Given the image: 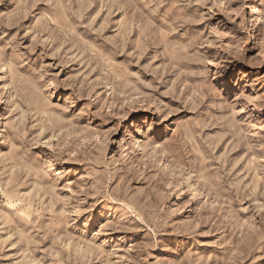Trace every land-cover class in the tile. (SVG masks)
I'll return each mask as SVG.
<instances>
[{
	"label": "rangeland",
	"instance_id": "1",
	"mask_svg": "<svg viewBox=\"0 0 264 264\" xmlns=\"http://www.w3.org/2000/svg\"><path fill=\"white\" fill-rule=\"evenodd\" d=\"M0 264H264V0H0Z\"/></svg>",
	"mask_w": 264,
	"mask_h": 264
}]
</instances>
